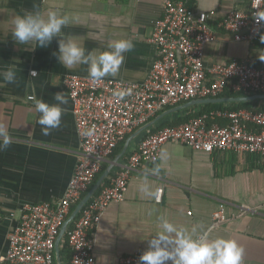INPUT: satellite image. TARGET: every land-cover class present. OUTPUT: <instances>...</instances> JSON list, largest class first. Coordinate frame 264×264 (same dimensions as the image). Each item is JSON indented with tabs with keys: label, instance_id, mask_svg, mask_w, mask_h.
Here are the masks:
<instances>
[{
	"label": "crops",
	"instance_id": "1",
	"mask_svg": "<svg viewBox=\"0 0 264 264\" xmlns=\"http://www.w3.org/2000/svg\"><path fill=\"white\" fill-rule=\"evenodd\" d=\"M187 1L197 10L211 13L217 26L215 40L205 47L207 65L249 59L256 66H264V61L259 59L264 56V42L235 41L218 27L235 7L234 0ZM163 3L164 0H0V73L13 66L17 74L13 83L4 81L0 75V125L7 128L13 140L9 147L0 150V256L9 247V234L25 205L53 203L65 195L76 169L81 139L64 79L68 74L89 76L87 65L69 70L57 61L53 55L57 49L55 39L46 48L17 45L12 38L14 18L34 9L45 14L49 10L68 14L74 19L63 32L77 37L87 50L97 53L106 50L111 41L131 39L134 47L125 53L119 72L105 78L141 83L157 57L156 47L149 38L162 17ZM32 47L36 48L30 50ZM33 70L37 72L35 76L30 75ZM57 92H62L68 100L61 105L62 122L59 128L44 135L37 122L35 101L57 103L54 100ZM186 102L168 105L161 112ZM197 105L203 104L170 113L164 119L172 121L195 113ZM140 135L130 143L133 151L139 145ZM162 149H167V158L133 171L125 199L112 202L102 213L92 233L96 259L104 264H117L125 255L142 254L147 249V240L159 231L160 218L164 217L188 229L193 238L207 232L210 239H233L243 247V264H264L263 157L226 150L196 151L174 142L166 143ZM257 157L260 162L256 161ZM124 161L122 158L120 165ZM156 168L158 172L154 171ZM141 183H147L154 195L142 194ZM161 187L163 192L159 197ZM220 204H225L229 216L238 215L234 220L213 226V214ZM242 206L256 211L241 213ZM56 263L65 264L62 258L59 261L57 252Z\"/></svg>",
	"mask_w": 264,
	"mask_h": 264
},
{
	"label": "built area",
	"instance_id": "2",
	"mask_svg": "<svg viewBox=\"0 0 264 264\" xmlns=\"http://www.w3.org/2000/svg\"><path fill=\"white\" fill-rule=\"evenodd\" d=\"M234 1L235 7L218 27L235 41L255 43L264 39V20H260L264 17V0ZM212 20L211 13L197 10L187 0H164L162 17L149 38L156 47L157 57L143 82L107 78L93 81L79 74L65 77L81 139L74 175L61 199L24 206L9 234V247L0 256V263L57 264L56 241L72 206L89 190L118 144L166 106L195 98L217 97L226 88L264 93V66H256L249 59L205 63V47L215 40L217 33ZM120 89H130L131 94L120 99L114 94ZM209 118H221L226 124L209 125ZM89 129L91 135H86ZM169 142L196 151L226 150L258 154L264 159V110H214L144 137L129 159L121 163L111 183L101 187L69 227L71 264H104L94 255L95 225L107 206L125 199L133 171L146 163L158 162L162 147ZM162 192L161 187L159 197ZM251 211L256 209L240 208L241 213ZM237 215L229 216L225 204H220L213 214V226L234 220ZM141 255H125L117 264H140Z\"/></svg>",
	"mask_w": 264,
	"mask_h": 264
},
{
	"label": "clouds",
	"instance_id": "3",
	"mask_svg": "<svg viewBox=\"0 0 264 264\" xmlns=\"http://www.w3.org/2000/svg\"><path fill=\"white\" fill-rule=\"evenodd\" d=\"M73 17L56 10H49L46 14L39 9L17 15L13 20L12 38L17 45L35 44L46 48L55 39L57 49L53 52L65 68L72 70L84 64L88 66V75L93 81H99L107 76H115L124 62L125 53L131 51L134 44L131 39H117L109 42L107 49L97 53L87 50L80 40L63 29L73 22ZM260 20H264L261 17ZM264 42V39H261ZM36 47L30 48L34 50ZM264 61V56H259ZM37 72L31 71L35 76ZM8 83L16 81V69L9 66L0 73ZM120 99L131 94L130 89H120L114 93ZM57 103H48L44 100L35 101L36 112L39 113L38 124L44 135L60 127L64 109L61 105L67 104V97L62 92L54 96ZM86 135H91L87 130ZM13 143L12 137L5 126L0 125V150H4ZM167 149H162L160 159L167 158ZM155 172L159 168L154 169ZM139 191L145 196H153L147 183H141ZM193 232L195 229L192 230ZM243 247L233 239L224 237L209 238L205 234L193 238L192 232L184 227L177 226L170 220L161 217L159 231L147 240V249L139 257L140 264H243Z\"/></svg>",
	"mask_w": 264,
	"mask_h": 264
},
{
	"label": "water",
	"instance_id": "4",
	"mask_svg": "<svg viewBox=\"0 0 264 264\" xmlns=\"http://www.w3.org/2000/svg\"><path fill=\"white\" fill-rule=\"evenodd\" d=\"M259 99H264V93H254V94H245V95H239V96H223V97H205V98H195L192 99L185 104L175 106L173 108H170L168 110H165L164 112H161L158 114L155 118L150 120L148 123L142 125L140 128H138L136 131H134L125 141V144L123 146V149L113 160H109L107 163L106 168L104 169L103 173L98 177L95 184L90 188V190L85 194V196L80 200V202L76 205L70 216L66 219V221L63 223L60 234L56 241V252L59 261L61 262V248L60 243L65 237L70 225L76 220L77 216L80 214L84 206L91 200V198L99 191V189L102 187L104 182L107 178H109L110 174L114 170V168L118 167L120 165V160L123 158V156L127 153L128 148L130 146V143L137 138L141 133L148 130L152 126H154L156 123H158L160 120L165 118L168 114L176 112L178 110L194 106L196 104H216V103H230V102H250V101H256Z\"/></svg>",
	"mask_w": 264,
	"mask_h": 264
},
{
	"label": "trees",
	"instance_id": "5",
	"mask_svg": "<svg viewBox=\"0 0 264 264\" xmlns=\"http://www.w3.org/2000/svg\"><path fill=\"white\" fill-rule=\"evenodd\" d=\"M242 94H245V92H238V91L226 88V90L224 92L220 93L217 97L239 96V95H242ZM184 102H186V101H184ZM168 108H170V107H168ZM195 108L198 109V111H196L195 113H191V114H189L187 116H184V117H178V118H176V119H174L172 121L163 118L158 123H156L154 126L149 128L148 130H146L142 135H140L139 141H141L148 134L157 132L160 129H162L163 127L172 126V125H179L181 123H184V122L188 121L189 119H191L193 117H196V116H199V115H202V114H205V113L209 114V113H211L214 110H219V109L220 110L221 109L222 110H227V109H229V110H238V109H241V108H249V109H254V110H264V102L259 99V100H256V101L240 102V103H236V102L216 103V104L210 103V104L197 105ZM214 122H219L221 124H225V121H223L222 119H218V118L217 119L209 118L207 120V123L209 125L214 123ZM128 136L118 144V146L115 148L113 153L110 155V160H113L117 156V154H119L121 152V150L123 149V146H124L125 141L128 138ZM134 151H133V144H131L129 149H128V151H127V153L123 156V160L126 161L127 159H129V157L131 156V154ZM256 161L260 162L259 157L256 158ZM106 166H107V164L104 163L100 173L95 177L94 182L92 183L90 188L95 184V182L97 181L98 177L103 173V171L106 168ZM119 169L120 168H116V169L113 170V172L110 174L109 178L106 179V181L104 182L102 187L111 183L112 178L115 177V175L118 173ZM90 188H89V190H90ZM73 208H74V205H73ZM78 217H79V215L77 216V218ZM72 226H73V224H72ZM72 226H70V228ZM61 258H62V260H63V262L65 264H70L71 263L72 250H71L70 245H69V238H68V234L67 233H66L65 237L63 238L62 245H61Z\"/></svg>",
	"mask_w": 264,
	"mask_h": 264
}]
</instances>
